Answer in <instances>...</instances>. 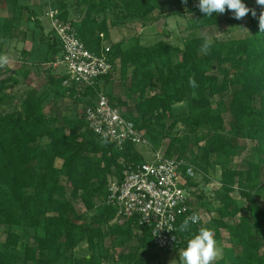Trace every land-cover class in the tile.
Wrapping results in <instances>:
<instances>
[{
    "label": "trees",
    "instance_id": "16d2710c",
    "mask_svg": "<svg viewBox=\"0 0 264 264\" xmlns=\"http://www.w3.org/2000/svg\"><path fill=\"white\" fill-rule=\"evenodd\" d=\"M5 1L13 4L14 17L0 24V37L8 38L16 20L22 18L23 7L18 6L20 0ZM61 1L54 5L59 19L70 22L85 48L97 56L104 54L110 28L129 24L148 27L156 20L153 15L158 9L156 0H120V6L112 0H80L77 4L83 15L72 21L68 4ZM252 2L257 15L248 16L249 32L241 38L215 41L207 55L200 52L204 37L197 34L184 40L182 47L163 40L151 45L138 40L127 47L113 44L108 53L111 74L81 94L64 87L66 76L53 73L50 67L61 52L54 30L44 34L39 22L28 15L29 23L36 25L27 31L32 41L39 30L40 42L49 45L39 65L44 67L50 89L31 88L7 111L15 98L5 92L16 80L13 73L0 80V227L8 229L0 243V264H145L179 253L201 226L212 228L216 240H222L223 230L227 232L229 246L214 264H264V33L258 26L261 6ZM109 10L123 23H110L106 17ZM98 13L104 17L98 18ZM192 13L196 15L191 23L195 30L220 23L199 9ZM117 71L119 80L131 91L129 98L135 100L134 108L124 117L137 130H151L154 123L174 119L192 134L202 133L197 143L205 145L198 148L201 153L193 163L203 170L219 167L223 171L221 190L214 196L211 210L215 216L209 222L201 219L190 225L185 232L187 240L172 252L157 250L151 232L140 227L137 218L118 224L122 218L107 204V186L122 180L125 166L147 162L139 145L128 143L120 150L100 140L88 129L83 113L77 121L59 117L57 102L65 97L93 106L97 94L104 93L120 109L127 106L105 90ZM190 77L197 88L189 86ZM50 94L53 98L48 101ZM216 97L220 100L215 107L212 101ZM182 103H187L188 111L177 116L173 106ZM46 104L52 115L46 114ZM171 139L165 156L172 158L178 146L179 159L194 165L185 159V142ZM247 142L253 147L244 163L232 167L230 159L247 151ZM194 186L193 179H188L187 187ZM236 191L239 199L232 195ZM79 202L84 212L77 206ZM189 204L191 210L185 217L198 213ZM21 244L20 256L13 251ZM83 245L86 249L77 251Z\"/></svg>",
    "mask_w": 264,
    "mask_h": 264
},
{
    "label": "rangeland",
    "instance_id": "374dc122",
    "mask_svg": "<svg viewBox=\"0 0 264 264\" xmlns=\"http://www.w3.org/2000/svg\"><path fill=\"white\" fill-rule=\"evenodd\" d=\"M57 0H50V3L52 4L51 9L53 11H58L59 9L54 7V5L57 6L56 3ZM80 0H71L69 1V4L71 5V9L73 12V15L77 18H81L83 15V9L82 6L77 4V2ZM158 9L155 11L153 17L156 19L151 25L148 27H142L141 25H132L129 24L124 26L115 27L114 29L110 30L111 38L110 40L106 41L109 45L104 44L105 46H112L114 42L115 44L119 43L121 40H123L124 47L130 46L134 44L136 41H140L143 45H151L156 43L157 41L163 40L168 44H171L173 46H183V41L191 37L192 35H199L205 37V35L211 37L212 44L215 41H225L230 40L234 38H241L245 35V33L249 32L248 28V16L251 14L249 12L244 18L237 20L234 18L233 13L229 10H226L223 14H213L212 17H207L210 20H219L220 23L211 27H207L200 30H195L191 27V23L196 20V15L192 13V9L198 10L197 7L199 0H187L186 3L183 2V0H156ZM113 4L120 6V0H112ZM13 5V4H12ZM245 5L249 7L250 9H254L255 5L253 4L252 0H245ZM108 13H111L108 15L107 19L109 22H116L119 23L122 22V18H117L115 13H113L111 10H109ZM104 13H100V17L103 16ZM41 20L46 28V30L51 31V19L43 12ZM102 18V17H101ZM232 19V21H228ZM22 27L25 28V24H22ZM53 28V26H52ZM167 31V32H166ZM41 32L36 31V39L32 42V36L31 34H28L26 29H23L21 33L17 34V39H23L24 41L28 42V48H31V61H42L45 57V55L48 53L49 45L48 43H42L40 42L41 39ZM196 35V36H197ZM16 36V35H15ZM12 37H9L6 41L2 42L1 49L8 54L10 57V61H15L13 63H10V66L12 67L9 69L8 66L5 67L7 70L3 73H1L0 76L5 74V76H2L4 78H8L9 74L7 72L15 71L18 72L22 69L23 66L17 64L20 61H22V56L19 55L17 51H15L16 48V42H11ZM105 42V43H106ZM1 43V42H0ZM31 43V46L30 44ZM14 44V45H13ZM33 48V49H32ZM29 51H25V54H27ZM61 52L58 53L57 60L61 59ZM27 57V56H25ZM21 66V67H20ZM42 71H34L32 74L31 79L28 80V78L24 77L21 73H16L14 80H16V83L11 84V87L16 86V89L14 91H11L13 98L15 100L13 102H10V108L6 109L7 111H11L13 106L17 104V101L21 100L23 96L30 90L31 88H35L40 90L41 92L47 91L50 89V85L46 82V76L43 74ZM54 70V69H53ZM31 71V70H30ZM58 72H64V68L60 66L57 69ZM31 84L34 86L31 87ZM108 93H113L116 97V101L120 102H126L127 106L121 108L120 110L125 115L130 114V110L134 108L135 100L130 99L129 95L131 91L128 90L126 86L123 85V82L119 80V72L117 71L113 75L112 84L106 87L105 89ZM16 92V93H15ZM53 94H50V99L52 100ZM220 100V97H216L213 99L212 104L216 107L217 102ZM57 108L60 109L59 117L61 121H64L66 119L75 120L77 121L79 119V115L85 112L86 106L83 104H77L73 102L72 99H69L67 97L61 98L57 102ZM175 115L180 116L185 114L188 111V105L187 103L182 104H176L173 106ZM46 114L52 115L50 111L49 105L46 104ZM136 116V115H135ZM226 121L229 122V115H225ZM143 134L145 137V140L147 143L139 145L140 152L145 155V158L147 159V162H150L152 160V157L154 153L161 152L162 154H165V151L167 147L172 144L171 138H178L182 143L185 142L186 144V150H185V159H188L190 162L193 163V160L195 156L200 155V149L199 147H203L205 145L204 142H200V145L197 143L198 136H200L202 133L192 134L191 131L186 128L182 123L176 124L174 119H165L162 123L159 125L153 124L151 130H143ZM186 139V140H185ZM247 148L248 150L245 151L241 156H234L230 159L231 166L235 167L243 162V158L247 156L253 147V143L247 142ZM178 149V146H175L173 149L172 157L179 158L180 155L176 151ZM194 153V155L192 154ZM213 158L212 160H214ZM194 164V163H193ZM196 168V176L193 179L194 187L188 188L189 193V199L192 206L195 208V210L200 214L201 219L203 222H209L214 216L215 213H212L211 210L215 207V201L214 196L217 195V193L221 190V184L219 183V178L222 176V169L219 167H210L207 170H203L197 167L196 164L193 165ZM264 188V184H263ZM194 189V190H193ZM235 198L239 199L240 196L238 192L232 194ZM98 201V200H97ZM99 202V201H98ZM83 212L85 211L84 206L82 203L79 202L77 205ZM264 206V204H263ZM210 210V211H209ZM123 219H120L118 221V224L123 225L124 224ZM114 222H110V224H113ZM212 229V228H211ZM7 228L0 227V243L3 244L5 241V235L7 232ZM138 233V232H137ZM222 240H217L218 245L222 248V255H223V249L228 247L229 244L227 243V232L222 231ZM32 243V241H30ZM22 245H19L17 249H15V253L19 254L21 256V250ZM86 249V245H83L80 249ZM221 255V256H222ZM220 256V257H221ZM218 260V259H217ZM215 263V261H214ZM19 264H22V261H19ZM145 264H180L179 261V253L175 254H167L165 256L162 255L161 259L154 262H147Z\"/></svg>",
    "mask_w": 264,
    "mask_h": 264
},
{
    "label": "built area",
    "instance_id": "2783aa9c",
    "mask_svg": "<svg viewBox=\"0 0 264 264\" xmlns=\"http://www.w3.org/2000/svg\"><path fill=\"white\" fill-rule=\"evenodd\" d=\"M48 17L62 54L61 59L55 60L50 67L54 70L60 66L64 68V87L85 93L96 85L97 80L111 74L113 68L108 58L111 46H105L104 54L97 56L85 48L70 22L59 19L58 11L50 10ZM97 95L95 104L86 106L83 113L88 129L95 136L120 150L128 143H147L143 131L137 130L106 94ZM195 176L193 165L156 152L150 162L128 164L122 180L108 184L107 204L116 209L118 217L123 220L137 218L140 227L149 229L157 250L172 252L187 240L185 232L160 229L158 235L153 233L159 225L172 224L174 229L179 228L181 219L191 210L187 180Z\"/></svg>",
    "mask_w": 264,
    "mask_h": 264
},
{
    "label": "clouds",
    "instance_id": "9594fccd",
    "mask_svg": "<svg viewBox=\"0 0 264 264\" xmlns=\"http://www.w3.org/2000/svg\"><path fill=\"white\" fill-rule=\"evenodd\" d=\"M183 2L186 3L187 0H183ZM256 4L261 6L258 26L260 32L264 33V0H256ZM197 7L206 17H212L214 13L223 14L226 10L231 11L237 20L244 18L249 12H251L253 17L257 15L255 9L247 7L242 0H199ZM211 45V37L205 35L204 41L200 46L201 54H209ZM10 62L8 55L0 54V68H5ZM189 86L197 88L199 85L194 78L190 77ZM200 222V214L194 212L185 217L178 229H174L172 224H168L166 227L159 225L158 230L153 235H158L160 229H167L170 232H186L189 230L190 225L199 224ZM172 239L175 240V237L173 236ZM221 255L222 248L215 239L214 231L206 226H201L198 228L197 233L187 240L186 247L179 250V261L180 264H214V261L219 259Z\"/></svg>",
    "mask_w": 264,
    "mask_h": 264
},
{
    "label": "crops",
    "instance_id": "0c3cea01",
    "mask_svg": "<svg viewBox=\"0 0 264 264\" xmlns=\"http://www.w3.org/2000/svg\"><path fill=\"white\" fill-rule=\"evenodd\" d=\"M19 1V0H18ZM59 1L60 3L62 2L61 0H57ZM69 1L71 0H65V2L68 4V11L70 13L69 15V18L70 20L72 21H76L78 18H77V15L76 17L73 15V12H72V9H71V5L69 4ZM22 6V14L20 15L22 18L21 20H16L15 22V25L16 27L14 26L11 31V37L12 39H9L12 41H14V43L16 42V48H15V51L18 52L19 55H23L22 56V61H20L19 65L23 66L22 69L24 70H21V74H23V76L25 77L26 74H28V80L31 79L32 77V74H35V73H31V72H34V71H42V65H39V62L40 61H36V62H33L31 61V48H28V42L29 41H24L23 39H17V34L18 33H21V31L23 29H26V31H33L35 29V24H30L29 21L27 20L28 18V15L29 14H32L33 17H32V20L34 22H39L38 24L40 25V29H43L44 31V34H49L50 32L53 31V28L51 26V31L50 30H46L42 20H41V17L43 12H45V14L47 15V13L50 11L51 9V3H50V0H20L18 6ZM12 10H13V6L12 4H8L5 0H0V24L3 25L4 22L9 19L10 17H14V15H12ZM98 18H103V16L100 17V13H98ZM18 15V14H16ZM109 13H106V17H108ZM22 24H25V28L22 27ZM114 28H110V30H112ZM116 29V28H115ZM39 31V30H38ZM36 33V32H35ZM33 33V35L35 34ZM16 35V36H15ZM9 38V37H8ZM6 36L2 35L1 34V37H0V54H6L8 55L7 53H5L3 50V47L1 46L2 42L6 41L8 39ZM110 38H111V34H110ZM110 40V39H109ZM112 40V39H111ZM110 40V41H111ZM124 40V39H123ZM123 40H121L119 43H122ZM33 42V41H32ZM116 42H114L115 44ZM30 46H31V43H29ZM106 45H109L107 42L105 43ZM14 45V44H13ZM2 47V49H1ZM33 49V48H32ZM29 51L27 54H25V51ZM6 51V50H5ZM27 56V57H25ZM15 61H11L10 63H14ZM20 66V67H21ZM9 69H11L12 67L10 66V64L8 65ZM7 70V68H0V75L1 73H3V71L5 72ZM31 70V71H30ZM55 72L53 73H57V74H62L64 75L65 71L64 72H58L57 70H54ZM9 74V77L11 76V73H13L14 75V78H15V71H11V72H7ZM2 76H5V74H3ZM0 76V80H4L6 78ZM13 84V83H11ZM11 84H9V89L5 92V94L9 95V96H12V94L10 93L11 91H14L16 89V86L14 87H11ZM34 85L31 84V87H33ZM16 93V92H15ZM194 190V189H193Z\"/></svg>",
    "mask_w": 264,
    "mask_h": 264
}]
</instances>
